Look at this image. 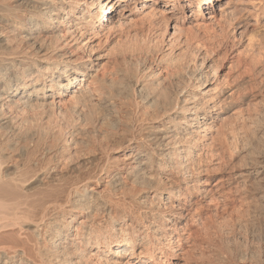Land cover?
Here are the masks:
<instances>
[{"label":"bare ground","instance_id":"obj_1","mask_svg":"<svg viewBox=\"0 0 264 264\" xmlns=\"http://www.w3.org/2000/svg\"><path fill=\"white\" fill-rule=\"evenodd\" d=\"M237 1L0 0V264H197L192 239L217 221L218 241L232 220L264 235V127L249 113L264 107V48L250 36L226 74L213 62L240 15L264 44V0ZM157 18L171 73L156 58L112 70L122 43L98 49ZM263 247L214 260L264 264Z\"/></svg>","mask_w":264,"mask_h":264},{"label":"rangeland","instance_id":"obj_2","mask_svg":"<svg viewBox=\"0 0 264 264\" xmlns=\"http://www.w3.org/2000/svg\"><path fill=\"white\" fill-rule=\"evenodd\" d=\"M237 1V0H236ZM248 1V0H238L237 1V5H239L238 3L239 2H241L240 4H245L246 2ZM236 14V13H235ZM234 14V15H235ZM238 14V13H237ZM238 15H240V14H238ZM237 16V15H236ZM240 16H242V17H240ZM239 17H236V19L235 18H233V17H235V16H230L231 17V19L233 18V19H235V22H233L231 19H229V21L231 20L232 22L230 23V22H228L227 24H226V26H224V24H222V26H223V35L225 36H223V35H220V34H222V33H218L220 36H223L222 38H224V39H222V40H224L223 42H225V43H223L222 42V44H220V45H222V46H219V47H217L216 49H217V53H218V58H220L219 60H220V63L218 62V61H216V60H218V58H213V62H214V64L216 63L217 64V66H219V65H221V68H220V70H219V72H221V74H223V73H225L226 74V72L228 71V64H229V61L231 60L230 59V57H232L230 54H231V51H233L234 52V54H237V53H239L238 51H240V53H242V54H240L242 57H244L245 55H244V53L243 52H241V51H244L245 49H246V47H247V43H248V40L252 37V36H254V39H253V37L251 38V40L253 39L254 41H252V43L254 44V47L255 48H257V46L258 47H260L261 46V48H264V44H263V46L262 45H260V42L261 43H263V41H262V38H260V37H258L259 35H261V33H260V31H261V28L260 27H256L255 28V26H254V28L253 27H247V29L245 30V33L244 32H242L243 30H244V28L243 27H245L246 28V26H247V23L249 22V21H247V16L245 17V14H244V16L243 15H240ZM227 19V20H228ZM157 21L155 22V26H154V28H151V29H149V30H147L148 28H145L142 32H141V30H142V28H139L137 25H133V29L132 28H129V27H132L131 25L130 26H128V28L126 29H124L123 31H122V33H118V35H117V38H116V40H114L111 44H109V45H103V44H101V45H103L100 49H98V52H100V54H104L105 52H108L109 50H111V49H113L114 51L116 50V48L117 47H119L120 46V44L122 43V44H124L125 46H123L122 44H121V47H119V49H117L116 50V52L118 53L117 55H118V65L117 66H113L112 67V59H110V57H108L107 58V61L108 62H106V64H108V66L109 67H111V68H113L112 70H114L116 67H117V69L116 70H118V69H122V70H129V69H132V70H134L138 65V63H144L146 66H148L150 63H151V65H152V62H153V60H155V58L157 59L156 60V63H158V62H161V61H159V59H161L162 60V62L164 63L165 61V63L163 64L162 62V64L161 63H158V64H156V67L157 68H155V69H158V71H160L161 73H160V75L161 76H166V73L168 72V73H171V67H165V66H167L168 65V63H167V61L169 60V55H165L164 56V53L166 54V52L168 51H165L166 50V48L167 47H164V44L162 43V41H160L161 40V38H162V35L160 36V31L164 28V25H162L163 23L159 20V18H157L156 19ZM159 20V21H158ZM241 20V21H240ZM244 21V22H243ZM247 22V23H246ZM262 22H264V20L263 21H261V24H263ZM224 23H226V22H224ZM160 24V25H159ZM245 24V25H244ZM136 26L138 27V28H136ZM160 26V27H159ZM228 26H230V27H228ZM159 27V28H158ZM224 27L226 28V32L224 31ZM236 27V28H235ZM140 29V30H139ZM156 29V30H155ZM215 29H217V28H215ZM234 29V30H233ZM252 29V30H251ZM137 30V31H136ZM218 30V29H217ZM216 30V31H217ZM125 31V32H124ZM154 31V32H153ZM239 31L240 32H242V33H239ZM250 31V32H249ZM128 32V33H127ZM147 32V33H146ZM153 32V33H152ZM249 32V33H248ZM258 32V33H257ZM126 33V34H125ZM135 33H136V35H135ZM159 33V34H158ZM250 33H251V35H250ZM259 34V35H258ZM130 35V36H129ZM133 35V36H132ZM143 35V36H142ZM201 35L204 37H202V41L204 42L205 41V39L208 37H210V36H207V35H203L202 33H200V39H201ZM226 35H228V36H226ZM232 35V36H231ZM160 36V37H159ZM206 36V37H205ZM242 36V37H241ZM251 36V37H250ZM257 36V37H256ZM125 37V38H124ZM135 37H137V38H135ZM139 37V38H138ZM145 37H146V39H145ZM155 37V38H154ZM227 37V38H226ZM240 37H241V39H240ZM246 37V38H245ZM262 37V36H261ZM160 40H159V39ZM164 38V37H163ZM235 38V39H234ZM238 38V39H237ZM148 39L149 40H152L153 39V42H155V39L157 40V47H156V49H154L153 50V52L154 53H149V54H147L146 56H138V57H140V58H138L137 57V55H138V53H136L135 54V52L134 53H132V52H124V53H122L123 52V50H125V48L126 47H128L127 46V44L129 45V46H133V44H135V43H138V44H140L142 41L144 42L145 40H147L148 41ZM218 39V38H217ZM227 39V40H226ZM246 39V40H245ZM139 40H141V42L139 41ZM211 40V39H210ZM226 40V41H225ZM229 40V41H228ZM257 40H259L258 41V43L257 44H255L256 42H257ZM160 41V42H159ZM206 41L207 42H209L207 39H206ZM205 41V42H206ZM232 41V42H231ZM204 42V43H205ZM206 42V43H207ZM211 42V41H210ZM229 42V43H228ZM236 44H235V43ZM239 42H240V44H239ZM119 43V44H118ZM232 43V44H231ZM117 44V45H116ZM209 44V43H208ZM211 44V43H210ZM158 45H159V47H158ZM225 45V46H224ZM227 45H229V46H227ZM235 45V48L233 47ZM246 45V46H245ZM105 46V47H104ZM123 46V47H122ZM244 46H245V48H244ZM113 47V48H112ZM164 47V48H163ZM222 47V48H221ZM224 47V48H223ZM120 48H123V50L122 49H120ZM158 48V49H157ZM164 49V50H161V49ZM255 48H253L252 49V54L250 53H248L250 56L249 57H251L252 58V61H254V62H249L250 60H248V61H246V63L247 62H249V65H248V63H247V65L249 66V68H251V69H254V66L256 67V65H257V63H255V60H256V58L257 57H259L260 55L258 54V55H256V53H259L261 50V48H259L258 49V52H257V49H255ZM106 49V50H105ZM233 49V50H232ZM242 49V50H241ZM254 49L256 50V51H254ZM119 50V51H118ZM225 50H226V54H224L223 52H225ZM230 50V51H229ZM260 50V51H259ZM219 51V52H218ZM247 51V50H246ZM262 51L264 52V49H262ZM261 51V52H262ZM115 52V53H116ZM255 52V53H254ZM260 52V54L261 55H263L262 53ZM157 53V54H156ZM152 54V55H151ZM161 54V55H160ZM163 54V55H162ZM222 54V55H221ZM239 54H237L236 56H238ZM122 55V56H121ZM125 57H124V56ZM151 55V56H150ZM257 56V57H252V56ZM134 56H135V58H134ZM155 56V57H154ZM159 56V57H158ZM167 56V58H166V60H165V57ZM222 56V57H221ZM145 57V58H144ZM164 57V58H163ZM224 57V58H223ZM263 57H264V55H263ZM128 58V59H127ZM250 58V59H251ZM253 58H254V60H253ZM165 61H164V60ZM234 59H236V58H233L232 60H234ZM257 59H259V60H262V56H261V58L259 57V58H257ZM264 59V58H263ZM126 60V61H125ZM133 60H135V61H133ZM138 60V61H137ZM140 60V61H139ZM145 60H147V61H145ZM149 60V61H148ZM224 60V61H223ZM125 61V62H124ZM136 62V63H135ZM256 62H258L257 60H256ZM154 63H155V61H154ZM234 64H235V66H232V68L233 67H239V65L237 66V63H236V60H234V62H233ZM245 63V64H246ZM253 64V68H252V65L251 64ZM167 64V65H166ZM233 64V65H234ZM254 64H256V65H254ZM119 66V67H118ZM125 66H127V67H125ZM248 66H247V68H248ZM258 66V65H257ZM135 67V68H134ZM155 67V66H154ZM165 67V68H164ZM110 68V69H111ZM163 68V69H162ZM234 68V69H235ZM169 69V70H168ZM116 70H115V72H116ZM121 70V71H122ZM164 70L166 71V72H164ZM168 70V71H167ZM163 71V72H162ZM114 73V72H113ZM167 73V74H168ZM164 74V75H163ZM119 75V74H118ZM257 75V74H256ZM259 75V74H258ZM257 75V76H258ZM257 76H253V79H252V81L251 82H249V84H253L252 85V87H254V89L252 90V89H250L251 88V85H248L249 86V88H248V86H247V89L248 90H252V91H255V89L257 88V89H259L258 87L260 86L261 87V76L259 75L258 77ZM256 79V80H255ZM261 79V80H260ZM255 80V81H254ZM258 82H260V83H258ZM255 83H256V85H255ZM256 87V88H255ZM257 91V90H256ZM260 100V99H259ZM259 100H256L255 102V104H254V102H253V104L255 105V106H253V108H251V112H249V110H250V108L248 107H246V105L245 106H243L244 107V115L246 116L247 114H248V112L250 113V115H252L251 117H253V120L255 121V123H256V121L258 120V121H260L261 123H260V125H259V123H258V121H257V127L259 126H262V127H264V122H263V120H262V116H263V114H264V107H263V105L260 103V101ZM259 101V102H258ZM263 108H262V107ZM242 107V108H243ZM245 107H246V109L248 110V111H246V109H245ZM256 107V108H255ZM258 107V108H257ZM242 108H241V110H242ZM254 108L256 109V110H254ZM240 110V111H241ZM254 110V111H253ZM262 110V111H261ZM242 112V111H241ZM258 112V113H257ZM257 117V118H256ZM254 118H256V120L254 119ZM258 127V128H259ZM264 134V133H263ZM263 137H264V135H263ZM233 221V222H232ZM230 223H228V224H230L228 227H226L225 229L223 228V230L225 231H223V234H224V236H222L223 237V240L222 241H218L219 239H217V237L216 236H214L213 235V231H214V233H219V231H218V228L216 229V227L217 226H221V223H218V221H217V223H215V224H217V226L214 224V228H212L211 230L209 229L208 231H210V233H208V231L206 232V234H205V232L204 233H202V235L200 236L199 235V237H196V238H194V239H192V241H194L193 243H194V245L193 246H195V249H193L191 252H192V256H193V258H194V260L197 262V264H214V263H216L217 262V259H219L220 257H229V252L227 251L228 249V247H229V249H232L231 251H233L234 252V250H236L235 252L237 253V252H245V251H252V249L255 247V246H257L258 244H259V246H262V239H264V235H261V237H260V239H259V237H257L256 235V237L257 238H255L254 237V235H252V234H255V233H252L251 232V227H249V228H246V229H241V228H239L238 227V225L237 224H235V221L234 220H232ZM220 222V221H219ZM222 222V221H221ZM219 224V225H218ZM235 224V225H234ZM264 224V223H263ZM232 225H234V226H232ZM222 227V226H221ZM220 227V228H221ZM219 228V229H220ZM263 228V227H262ZM216 230H217V232H216ZM243 230V231H242ZM234 231V232H233ZM239 231V232H238ZM212 232V233H211ZM245 232L247 233V234H245ZM226 233V234H225ZM251 233V234H250ZM243 234V235H242ZM209 235V236H208ZM239 235H241V236H239ZM251 237H250V236ZM203 236V237H202ZM248 236V237H247ZM211 237V238H210ZM220 237V236H219ZM199 240H198V239ZM210 238V239H209ZM235 238V239H234ZM257 240H255V239ZM217 239V240H216ZM231 239V240H230ZM248 239V240H247ZM233 240H235V241H233ZM237 240V241H236ZM250 240V241H249ZM261 240V241H260ZM258 241H260L259 243H258ZM198 242V243H197ZM209 242V243H208ZM231 242V243H230ZM257 242V243H256ZM235 243V244H234ZM220 244V245H219ZM228 244H229V246H228ZM231 244V245H230ZM237 244V245H236ZM247 244V245H246ZM254 244V245H253ZM244 245H246V246H244ZM198 246V247H197ZM230 246H232V247H230ZM243 246V247H242ZM254 246V247H253ZM264 248V247H263ZM227 249V250H226ZM199 251H200V253H199ZM220 253H221V255H220ZM226 253V255H224ZM219 256V257H218ZM215 257H217V259L216 260H214L215 259ZM226 257V258H227ZM216 261V262H214V261ZM241 264V262L239 261H237V264ZM216 264H219L218 262L216 263ZM247 264H252V263H250V261L247 263Z\"/></svg>","mask_w":264,"mask_h":264}]
</instances>
